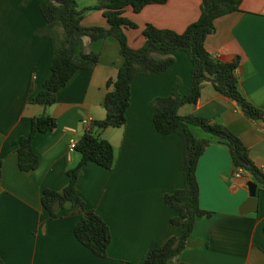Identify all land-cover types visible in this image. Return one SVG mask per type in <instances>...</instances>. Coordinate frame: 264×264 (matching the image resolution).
<instances>
[{"label":"crops","instance_id":"crops-1","mask_svg":"<svg viewBox=\"0 0 264 264\" xmlns=\"http://www.w3.org/2000/svg\"><path fill=\"white\" fill-rule=\"evenodd\" d=\"M41 2L0 0V259L3 264H143L151 249L180 232L169 222L174 211L161 198L182 187L181 140L156 132L151 102L167 97L176 79L178 93L186 92L190 61L184 52H176L173 65L164 73L135 77L126 124L99 131L115 150L113 168L106 170L90 162L82 167L77 196L110 231L106 258H97L74 237L80 219L74 206L66 205L58 217L50 219L40 198L44 189L59 191L66 186L67 170L80 160L69 145L84 134L83 119L90 124L104 119L101 104L106 82L116 77L122 60L114 38L84 40V52L100 53L94 68L74 73L56 93L54 104H32L31 97L50 73V42L37 35L45 27ZM200 2L167 0L146 5L138 13L127 7L124 17L137 26L125 31L129 46L143 45L146 24L182 33L198 19ZM92 4L77 0L79 9ZM81 25L107 27L99 11L87 12ZM204 46L222 62L239 58L238 89L251 105L264 111V0H243L238 12L216 19ZM42 114L52 117L56 127L34 135L38 166L20 171L13 142L28 133L32 117ZM178 115L221 123L247 148L252 163L264 166V122L244 117L233 101L210 84L202 86L196 105H183ZM191 131L195 137H207L199 128L191 127ZM234 171L227 148L212 141L195 172L199 207L211 215L196 220L186 248L169 264H264V186H256L255 209L240 214L248 188L242 185L232 191Z\"/></svg>","mask_w":264,"mask_h":264},{"label":"trees","instance_id":"trees-1","mask_svg":"<svg viewBox=\"0 0 264 264\" xmlns=\"http://www.w3.org/2000/svg\"><path fill=\"white\" fill-rule=\"evenodd\" d=\"M89 7L79 9L77 0H42L39 11L45 27L37 32L50 42V73L42 89L31 97V103L50 106L56 101V93L63 88L79 70L90 71L98 63L99 52H84L83 42H96L114 38L119 47L121 64L114 79L106 82L107 92L102 101L104 119L94 121L88 130L75 142L74 150L80 155L76 166L67 170L66 186L53 191L44 189L40 202L50 219L66 205L74 206L80 219L74 227L76 240L97 258H106L110 243V231L106 223L92 210L84 207L78 198L76 182L82 167L87 163L111 170L116 153L113 146L101 138L99 131L106 128H122L126 124V110L130 100V85L137 76L150 73L161 74L174 63V54L184 52L191 64L186 92L178 93L179 80L167 97L152 100V122L160 135H177L182 148V187L162 196V203L174 211L169 222L179 228L178 236L169 237L161 246L151 249L143 264H169L175 261L186 248L194 223L199 218H208L211 213L198 204L196 167L198 159L214 141L225 146L234 170L241 169L252 177L256 184L264 186V173L250 160L247 148L225 126L217 121L188 115H178V109L186 104L196 105L204 84H210L216 92L233 101L240 112L249 120L264 122V111L251 105L238 89L236 69L239 58L222 62L211 56L204 46L205 39L214 32L216 19L238 12L243 0H201L198 19L189 24L182 33L159 29L146 24L142 29L143 45L134 49L129 46L125 31L136 29L134 22L124 17L130 7L138 13L144 6L164 4L167 0H91ZM25 0H22L24 4ZM90 11L101 12L107 27H83L81 20ZM56 127V121L48 115L30 119L28 133L13 142L17 167L20 171H33L38 166V156L32 148V139L37 133H45ZM191 127L199 128L207 137H195ZM235 172V171H234ZM0 264L3 262L0 259Z\"/></svg>","mask_w":264,"mask_h":264},{"label":"water","instance_id":"water-1","mask_svg":"<svg viewBox=\"0 0 264 264\" xmlns=\"http://www.w3.org/2000/svg\"><path fill=\"white\" fill-rule=\"evenodd\" d=\"M231 182L232 184V191L236 190L237 188H239L242 185H246L248 188V199L246 201V204L243 206V208L240 209L239 213H246L247 211H252L255 209V202H256V186L257 184L255 182H252L250 180H248L247 176H243L241 178H237V179H232ZM249 205H253V208H246V206L249 207Z\"/></svg>","mask_w":264,"mask_h":264},{"label":"built area","instance_id":"built-area-1","mask_svg":"<svg viewBox=\"0 0 264 264\" xmlns=\"http://www.w3.org/2000/svg\"><path fill=\"white\" fill-rule=\"evenodd\" d=\"M83 126L86 128L85 130H88L90 127V122L87 119H83L82 121ZM75 142L70 143L69 148L70 150H74ZM262 172H264V166L260 168ZM244 175V172L241 169L235 170L233 173L232 179L241 178Z\"/></svg>","mask_w":264,"mask_h":264}]
</instances>
